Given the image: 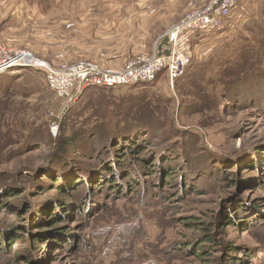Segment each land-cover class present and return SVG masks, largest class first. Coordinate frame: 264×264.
Returning <instances> with one entry per match:
<instances>
[{
    "label": "rangeland",
    "instance_id": "1",
    "mask_svg": "<svg viewBox=\"0 0 264 264\" xmlns=\"http://www.w3.org/2000/svg\"><path fill=\"white\" fill-rule=\"evenodd\" d=\"M212 1L0 0V53L123 73ZM223 24L190 43L173 88L166 69L154 84L68 103L39 68L1 75L0 264H264V0H238ZM143 89L166 111L114 100ZM72 113L85 137L72 138ZM65 139L75 149L61 152Z\"/></svg>",
    "mask_w": 264,
    "mask_h": 264
},
{
    "label": "built area",
    "instance_id": "2",
    "mask_svg": "<svg viewBox=\"0 0 264 264\" xmlns=\"http://www.w3.org/2000/svg\"><path fill=\"white\" fill-rule=\"evenodd\" d=\"M238 0H214L204 10L193 16L182 26L173 30L167 37L169 55H155L148 62L138 66H129L123 73H103L92 65L73 66L65 70H54L44 62L31 59L27 53L9 56L0 53V75L22 68H39L45 74V83L56 97L66 99L68 103L78 100L88 88H120L138 84L154 83L167 69L170 86L184 76L189 62L190 43L197 36L216 34L223 30L224 22L237 8ZM52 126V132L57 130Z\"/></svg>",
    "mask_w": 264,
    "mask_h": 264
},
{
    "label": "trees",
    "instance_id": "3",
    "mask_svg": "<svg viewBox=\"0 0 264 264\" xmlns=\"http://www.w3.org/2000/svg\"><path fill=\"white\" fill-rule=\"evenodd\" d=\"M31 69H33V68H28V70H31ZM4 78V76H1L0 75V79H3ZM182 79V78H181ZM181 79H179V80H181ZM178 80V81H179ZM1 81V80H0ZM177 81V82H178ZM156 82V81H155ZM154 82V83H155ZM154 83H149V84H138L137 86H135L134 87V89H136L137 87H142V86H148V85H150V84H154ZM11 84H13V82H11ZM132 87V86H131ZM122 88H124V87H120V88H88V89H86V90H84V92H86L87 90H92V89H96L98 92H99V94H98V97H103V96H105V95H109V94H113L112 92L113 91H116V90H118V89H122ZM127 88H129V87H127ZM142 89V88H141ZM6 92V93H9V91L11 92V89H10V87H7V88H3V86H1V82H0V94H1V92ZM143 91V95L142 96H135L132 92H129V93H127L124 97H119V99H114L115 101H118V107H120V106H125L126 107V105L128 104V102H129V107H130V103L132 104H134V106L135 107H139L140 109H142V110H146V112L148 113L150 110L152 111V112H155V113H157L159 110H165L166 111V106H165V103L163 102V100L164 99H162V98H160V96H156V95H154V96H152L151 97V100L149 101V102H143V100L144 99H146L148 96H149V92H146V90L145 89H143L142 90ZM3 92V93H4ZM84 92L81 94V96L84 94ZM9 94H11V93H9ZM81 96L79 97V98H81ZM113 98H115L114 96H113ZM100 99V98H99ZM100 100H102V99H100ZM108 106H109V102L108 101H105V103H103L102 101H100L99 103H98V105L96 106V109L97 110H99V113L100 112H103L104 114L106 113L105 112V110H106V108L108 109ZM128 107V108H129ZM161 108V109H160ZM86 109H87V107H86ZM108 113V112H107ZM106 113V114H107ZM85 116H87L88 117V119H89V114H86V113H83ZM98 113H94V118H96L97 119V115ZM109 114V113H108ZM113 116V114H111L110 115V118ZM104 118H105V116H104ZM75 119V115H74V113H72V114H68V116L66 117V123L68 122L69 124L68 125H70L72 128V130H73V132H75V135H77V136H74V137H72V138H76V137H80V138H82V137H85L86 136V133H88V132H86L84 129H79V130H75V121L74 122H72V120H74ZM109 120V118H107L106 119V122ZM69 126V127H70ZM68 127V128H69ZM34 128H38V127H34ZM43 128H44V126H43ZM43 130V129H42ZM41 130V131H42ZM32 131H40V130H32ZM29 132H31V130H27V132H25V134H29ZM30 136V135H29ZM12 137V138H11ZM11 137H9V139H8V142H10V145H12L13 143H17V144H19L20 143V141L19 140H13V136H11ZM12 139V141H9V140H11ZM78 139V138H77ZM76 139V140H77ZM76 140H74V139H65V140H63V147H62V149H60V151L62 152H64L65 150H64V147L67 145V146H69L68 148L70 149H75V147H76V144H74V143H76ZM18 141H19V143H18ZM4 143L3 142V145L5 144V146H9V143ZM13 142V143H12ZM72 142V143H71ZM23 145H27V142H26V144H23ZM2 148V145H0V149ZM4 148V147H3ZM194 148V147H193ZM191 146L188 148L189 150H195V149H193ZM184 149V148H183ZM71 150V151H72ZM67 152V151H66ZM65 152V153H66ZM182 152V151H181ZM179 153L178 155H180V157L182 156L183 157V153ZM103 154V153H102ZM104 155V154H103ZM177 156V152H175L174 151V155L171 157L172 159H175V157ZM103 166H105V165H103ZM108 167H110V166H107V167H103L102 168V170L101 171H103L102 172V178L103 179H105L106 177H110L111 176V172H110V168H108ZM167 176V178L165 179V181L167 182V179L168 178H171L172 177V175H173V173L172 172H168L167 174H166ZM173 179V178H172ZM64 181H67V180H64ZM69 181V180H68ZM57 182V181H56ZM70 182L72 183L73 182V180H70ZM99 183V182H98ZM59 184H60V182H59ZM60 189H61V194H65L66 193V191L63 189V188H61L60 187ZM59 201H61V200H59ZM60 204L61 205H64V204H62V202H58V204L56 205V207H59L60 206ZM54 211H56L55 210V207H51V210L50 211H47L48 212V215H47V212L45 213L46 215H47V217H48V219H47V221H46V223H47V226H49L50 228H53L55 225H56V220H58V217L56 216V213H54ZM226 221H225V224H228L229 226H231V225H233L234 224V222L231 220V218L230 217H228L227 219H225ZM41 231V230H40ZM39 231V232H40ZM163 232H161L159 235H158V238L157 239H162L161 237L162 236H160L161 234H162ZM66 236V235H65ZM3 237V236H2ZM67 240V239H66ZM3 241H6V239L4 238L3 239ZM34 241H36V240H34ZM68 241V240H67ZM206 241H211L212 243L214 242L213 241V238H211V237H209L208 236V238L206 239ZM47 243H50V240L47 242ZM58 243V242H57ZM2 244H0V246H1ZM228 248L229 249H232L233 247H232V245H228ZM194 256H196V257H200V255H197V254H194ZM232 260H236V259H234V258H232ZM143 264H158V261L157 260H155V262H154V260H150V261H148V262H144Z\"/></svg>",
    "mask_w": 264,
    "mask_h": 264
},
{
    "label": "water",
    "instance_id": "4",
    "mask_svg": "<svg viewBox=\"0 0 264 264\" xmlns=\"http://www.w3.org/2000/svg\"><path fill=\"white\" fill-rule=\"evenodd\" d=\"M164 46H166V47L169 46L168 37H165L164 38L163 43L161 44V46L159 48V56H161V55H169V50L163 51V47Z\"/></svg>",
    "mask_w": 264,
    "mask_h": 264
},
{
    "label": "crops",
    "instance_id": "5",
    "mask_svg": "<svg viewBox=\"0 0 264 264\" xmlns=\"http://www.w3.org/2000/svg\"><path fill=\"white\" fill-rule=\"evenodd\" d=\"M163 40H164V39H163ZM163 40H161V41L157 44V46H156V54H159V48H160L161 44L163 43ZM195 40L201 41V38H200V39H199V38H195ZM166 50H167V47L164 46V47H163V51H166Z\"/></svg>",
    "mask_w": 264,
    "mask_h": 264
}]
</instances>
